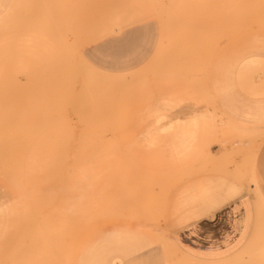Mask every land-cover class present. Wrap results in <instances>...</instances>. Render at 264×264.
<instances>
[{
    "label": "rangeland",
    "instance_id": "374dc122",
    "mask_svg": "<svg viewBox=\"0 0 264 264\" xmlns=\"http://www.w3.org/2000/svg\"><path fill=\"white\" fill-rule=\"evenodd\" d=\"M0 264H264V0H0Z\"/></svg>",
    "mask_w": 264,
    "mask_h": 264
},
{
    "label": "crops",
    "instance_id": "0c3cea01",
    "mask_svg": "<svg viewBox=\"0 0 264 264\" xmlns=\"http://www.w3.org/2000/svg\"><path fill=\"white\" fill-rule=\"evenodd\" d=\"M117 46V47H115ZM114 49H122L114 45ZM251 218L242 203L179 230V246L205 260L225 258L237 251L248 238ZM179 249V250H181Z\"/></svg>",
    "mask_w": 264,
    "mask_h": 264
},
{
    "label": "bare ground",
    "instance_id": "6f19581e",
    "mask_svg": "<svg viewBox=\"0 0 264 264\" xmlns=\"http://www.w3.org/2000/svg\"><path fill=\"white\" fill-rule=\"evenodd\" d=\"M69 35V34H68ZM77 65V64H76ZM85 65V64H84ZM82 66V65H81ZM138 178V177H137ZM146 180V179H145ZM140 181V180H139ZM147 181V180H146ZM134 184V183H133ZM139 185V184H138ZM148 186V185H147ZM130 188V187H129ZM142 188H143V186H142ZM127 193V192H126ZM130 193V192H129ZM138 193H139V191H138ZM127 195V194H126ZM138 195V194H137ZM147 197V196H146ZM133 198V197H132ZM142 198V197H141ZM130 200V199H129ZM133 202V201H132Z\"/></svg>",
    "mask_w": 264,
    "mask_h": 264
}]
</instances>
